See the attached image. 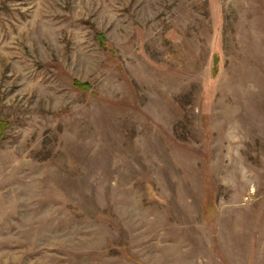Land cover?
I'll return each mask as SVG.
<instances>
[{
	"label": "rangeland",
	"instance_id": "rangeland-1",
	"mask_svg": "<svg viewBox=\"0 0 264 264\" xmlns=\"http://www.w3.org/2000/svg\"><path fill=\"white\" fill-rule=\"evenodd\" d=\"M0 127V264H264V0H0Z\"/></svg>",
	"mask_w": 264,
	"mask_h": 264
},
{
	"label": "trees",
	"instance_id": "trees-1",
	"mask_svg": "<svg viewBox=\"0 0 264 264\" xmlns=\"http://www.w3.org/2000/svg\"><path fill=\"white\" fill-rule=\"evenodd\" d=\"M99 40L100 42L102 43V41L104 40L102 35H99ZM74 85L76 86V88H80V89H84V90H88L89 89V86L86 84V83H79V82H75L74 81ZM1 127H0V133H1Z\"/></svg>",
	"mask_w": 264,
	"mask_h": 264
}]
</instances>
